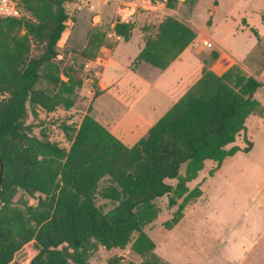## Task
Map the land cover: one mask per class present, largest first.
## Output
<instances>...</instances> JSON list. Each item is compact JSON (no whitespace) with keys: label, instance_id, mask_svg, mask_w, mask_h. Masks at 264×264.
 Masks as SVG:
<instances>
[{"label":"trees","instance_id":"obj_1","mask_svg":"<svg viewBox=\"0 0 264 264\" xmlns=\"http://www.w3.org/2000/svg\"><path fill=\"white\" fill-rule=\"evenodd\" d=\"M149 1L173 8L177 0ZM23 8L30 18L0 17V93L8 94L0 98V264H23L14 259L23 246L29 251L25 264H88L99 246L110 250L127 245L145 258L141 264H157L155 243L145 232L157 213L154 200L168 194L169 205L176 204L206 160L220 164L251 149L247 139L242 148L227 146L257 110L260 102L254 94L260 81L236 64L221 74L204 68L133 145H125L88 112L77 128L62 123L70 142L65 149L32 135L25 117L28 109L35 113L38 107L53 111L73 105L82 80L55 58L57 44L74 20L66 21L60 0H24ZM133 29V22L113 26L124 40ZM195 38L191 26L166 16L155 29L143 30L144 44L132 64L144 61L164 70ZM105 40V32L93 31L84 57L94 59ZM32 44L43 47L38 56L31 55ZM105 177L108 184L98 194L112 203L108 208L95 201ZM20 190L29 197L37 194L36 204L23 197L15 203ZM199 195L193 189L180 207Z\"/></svg>","mask_w":264,"mask_h":264},{"label":"rangeland","instance_id":"obj_2","mask_svg":"<svg viewBox=\"0 0 264 264\" xmlns=\"http://www.w3.org/2000/svg\"><path fill=\"white\" fill-rule=\"evenodd\" d=\"M88 1L87 7L71 17L73 25L63 33L57 44L55 61L62 69L70 67L76 70L82 80L73 105L68 109L57 107L53 111L38 107L35 113L28 109L25 117V124L32 135L45 137L65 149L69 148L70 142L62 123L77 128L82 117L90 111L96 89L99 90L96 72L101 64L92 66L89 63L98 57L100 61L95 63H102V58H107L110 53L109 49L117 44L111 28L113 22L120 20L117 5L114 7L115 0ZM122 2L127 13H131L130 21L134 23L129 38L131 41L118 43L107 62L108 66L102 69L100 79L114 93H127L126 86L131 76L126 73V66L131 63L130 67H133L138 47L143 41V30L155 29L158 22L169 14L187 19L193 28L212 41L207 52L202 51L206 57L205 60L202 58L205 68L221 74L229 68L231 59L241 60V64H234L261 83L254 94L260 102L257 110L247 117L246 128L227 146L242 148L247 139L252 143L251 149L248 152L238 151L224 158L220 164L206 160L197 175L186 182L187 191L182 198H177L176 204L169 205L168 194L154 200L157 213L146 224L145 232L155 243L153 251L158 257L157 264H264V0H177L172 2L173 8L166 7L162 2L155 3L157 8L149 4L137 5L133 0ZM22 17L30 18L31 14L24 10ZM96 30L105 32L106 40L96 57L87 59L83 51L88 46L89 35ZM42 49V46L32 44L31 55L38 56ZM214 52L219 57L213 58ZM116 78L120 82L113 85ZM142 94L146 99L151 98L143 85L135 95ZM7 95L0 93V98ZM103 99L105 105L94 103L93 106H102L99 113L102 122L118 126L116 134L120 137L126 124L111 115L117 114L118 110L123 112V109L107 95ZM110 104L114 108L111 113L108 111ZM131 138L134 141L141 137L133 132ZM184 171L185 164L181 166L180 174L183 175ZM108 181L107 177L100 180L95 194L96 204L105 208L112 203L101 198L98 191ZM166 181L171 185L177 183L176 179ZM196 188L200 190V195L192 197L181 208L180 203L186 194ZM22 197L29 199L33 205L37 202V194L29 197L21 190L14 197V202L18 203ZM14 259L27 263V247L18 250ZM110 260L141 264L145 258L136 254L130 245L110 250L99 246L90 256L88 264H109Z\"/></svg>","mask_w":264,"mask_h":264},{"label":"crops","instance_id":"obj_3","mask_svg":"<svg viewBox=\"0 0 264 264\" xmlns=\"http://www.w3.org/2000/svg\"><path fill=\"white\" fill-rule=\"evenodd\" d=\"M133 1L136 2L137 5L149 4L156 8L158 7L157 4L155 5V3H152L149 0ZM123 2L122 0H115L114 7L117 5V8H119L120 4H123ZM168 16L175 17L176 19L191 26L187 19L182 20L183 18L170 14ZM115 22L111 24L112 29ZM191 27L193 28V26ZM193 29L196 32V38L164 70L156 68L144 61L132 64V68L130 67L131 63H129V66H126V73L129 74L131 78H129L130 82L126 86L127 93L123 95H121L119 92L114 93L113 90H111V88H109V86L103 83L100 79L103 75L102 69L108 66L109 63L107 62L112 56L118 43L121 41L131 40H124L122 37L117 36L113 30V34L115 35L117 42L116 46H114L112 49H109L110 53L108 54L107 58H102V63H95L100 61L99 57L89 63L92 66L101 64L100 70L96 72L97 86L100 92L96 96L92 97L89 114L102 125H104L125 145L131 146L137 141H133L131 138L133 132L139 134V137H142L147 132V130L169 109V107H171V105H173V103H175L193 85V83L200 77L202 70L206 67V63L204 64L202 62V58L204 60L206 59V57L202 55V51H206L208 48L204 45V41L207 38L200 34L195 28ZM143 44L144 42L142 41V44H140V47H138L139 51ZM234 63L241 64L242 61L231 59L229 65L231 66ZM215 73L220 74L218 72ZM119 82L120 79L116 78L115 82H112V84H118ZM141 85L145 87V91L150 92L151 98L146 99L145 94L140 96L135 95L139 93V87H141ZM105 95L111 98V100L118 102L120 107L123 109V112L118 110L119 112H117V114L111 115L113 118L117 117L120 123L124 121L126 124L123 125L125 127V132L120 137H118V134H116L118 132V126H115L113 123L112 126L105 124L102 122L99 116V113L102 109L101 105H105V101L103 99ZM129 99H131V101ZM135 99L138 100L135 101ZM94 103H100L101 105L97 104L93 106ZM112 109L114 108L110 104L108 111L111 113Z\"/></svg>","mask_w":264,"mask_h":264},{"label":"built area","instance_id":"obj_4","mask_svg":"<svg viewBox=\"0 0 264 264\" xmlns=\"http://www.w3.org/2000/svg\"><path fill=\"white\" fill-rule=\"evenodd\" d=\"M24 0H0V17H21L24 8H23ZM63 6L64 12L67 16L68 21L71 17H73L76 13L84 9L89 5L88 0H60ZM118 14L120 17V22H131L130 15L131 13H127L126 8L123 4L118 8ZM212 41L206 39L204 41V45L206 47L212 46Z\"/></svg>","mask_w":264,"mask_h":264},{"label":"water","instance_id":"obj_5","mask_svg":"<svg viewBox=\"0 0 264 264\" xmlns=\"http://www.w3.org/2000/svg\"><path fill=\"white\" fill-rule=\"evenodd\" d=\"M2 171H3V163H2L1 156H0V186H1V181H2Z\"/></svg>","mask_w":264,"mask_h":264}]
</instances>
